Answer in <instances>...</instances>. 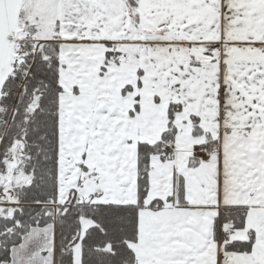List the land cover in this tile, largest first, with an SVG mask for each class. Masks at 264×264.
I'll use <instances>...</instances> for the list:
<instances>
[{
    "label": "snow or ice",
    "instance_id": "1",
    "mask_svg": "<svg viewBox=\"0 0 264 264\" xmlns=\"http://www.w3.org/2000/svg\"><path fill=\"white\" fill-rule=\"evenodd\" d=\"M0 264H264V0H0Z\"/></svg>",
    "mask_w": 264,
    "mask_h": 264
}]
</instances>
